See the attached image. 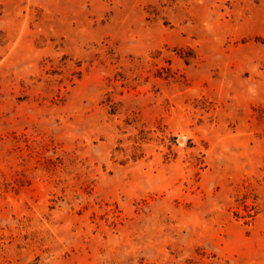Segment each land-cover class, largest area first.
Segmentation results:
<instances>
[{
    "label": "rangeland",
    "instance_id": "1",
    "mask_svg": "<svg viewBox=\"0 0 264 264\" xmlns=\"http://www.w3.org/2000/svg\"><path fill=\"white\" fill-rule=\"evenodd\" d=\"M0 264H264V0H0Z\"/></svg>",
    "mask_w": 264,
    "mask_h": 264
}]
</instances>
